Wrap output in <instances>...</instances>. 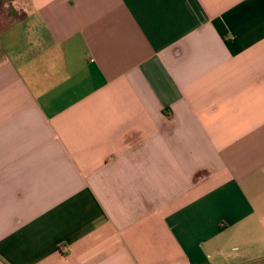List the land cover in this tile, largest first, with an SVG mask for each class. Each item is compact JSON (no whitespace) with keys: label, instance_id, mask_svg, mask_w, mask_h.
<instances>
[{"label":"crops","instance_id":"crops-1","mask_svg":"<svg viewBox=\"0 0 264 264\" xmlns=\"http://www.w3.org/2000/svg\"><path fill=\"white\" fill-rule=\"evenodd\" d=\"M5 10L0 264H264V0Z\"/></svg>","mask_w":264,"mask_h":264},{"label":"rangeland","instance_id":"rangeland-1","mask_svg":"<svg viewBox=\"0 0 264 264\" xmlns=\"http://www.w3.org/2000/svg\"><path fill=\"white\" fill-rule=\"evenodd\" d=\"M5 9H7L6 6L0 9V23H4V26L11 22L10 14H6Z\"/></svg>","mask_w":264,"mask_h":264},{"label":"trees","instance_id":"trees-1","mask_svg":"<svg viewBox=\"0 0 264 264\" xmlns=\"http://www.w3.org/2000/svg\"><path fill=\"white\" fill-rule=\"evenodd\" d=\"M13 0H0V9L3 7H7V4L9 5Z\"/></svg>","mask_w":264,"mask_h":264},{"label":"built area","instance_id":"built-area-1","mask_svg":"<svg viewBox=\"0 0 264 264\" xmlns=\"http://www.w3.org/2000/svg\"><path fill=\"white\" fill-rule=\"evenodd\" d=\"M68 250H69L68 247H62L63 252H68Z\"/></svg>","mask_w":264,"mask_h":264}]
</instances>
